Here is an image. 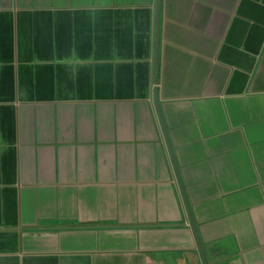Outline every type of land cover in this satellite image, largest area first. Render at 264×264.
I'll return each mask as SVG.
<instances>
[{
    "label": "crops",
    "instance_id": "1",
    "mask_svg": "<svg viewBox=\"0 0 264 264\" xmlns=\"http://www.w3.org/2000/svg\"><path fill=\"white\" fill-rule=\"evenodd\" d=\"M157 2L0 0V264H264V0Z\"/></svg>",
    "mask_w": 264,
    "mask_h": 264
},
{
    "label": "water",
    "instance_id": "2",
    "mask_svg": "<svg viewBox=\"0 0 264 264\" xmlns=\"http://www.w3.org/2000/svg\"><path fill=\"white\" fill-rule=\"evenodd\" d=\"M158 20H159V0L157 2V25H158ZM156 63H157V58H156ZM156 74H157V64L155 66V83L157 82ZM155 105H156L157 112L159 114V109H158V104L156 102V99H155ZM198 249H199V252H200L202 263L206 264V262L204 261L202 250H201V247H200L199 243H198Z\"/></svg>",
    "mask_w": 264,
    "mask_h": 264
}]
</instances>
